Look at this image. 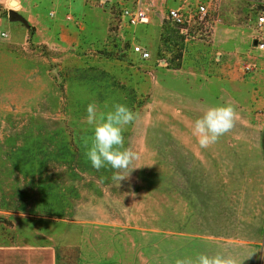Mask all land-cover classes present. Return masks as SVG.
Segmentation results:
<instances>
[{
    "label": "rangeland",
    "instance_id": "374dc122",
    "mask_svg": "<svg viewBox=\"0 0 264 264\" xmlns=\"http://www.w3.org/2000/svg\"><path fill=\"white\" fill-rule=\"evenodd\" d=\"M10 1L0 0V248L49 247L55 264H264V51L253 45L264 43V0H205L212 28L194 25L193 38L166 20L172 0H142L150 21L133 28L119 17L137 0ZM90 103L138 113L123 133L137 168L119 186L85 157ZM224 104L240 118L200 149L192 122Z\"/></svg>",
    "mask_w": 264,
    "mask_h": 264
},
{
    "label": "clouds",
    "instance_id": "9594fccd",
    "mask_svg": "<svg viewBox=\"0 0 264 264\" xmlns=\"http://www.w3.org/2000/svg\"><path fill=\"white\" fill-rule=\"evenodd\" d=\"M239 118V113L231 104L209 107L192 122L191 135L200 149H208L230 133ZM137 119L138 113L122 103L113 104L109 111H100L96 103L86 107V123L92 135L90 141H86L85 157L97 171L105 166L114 170L112 179L118 186L137 168L133 164L139 156L131 148L124 147L123 135L127 126L134 124ZM176 264H235V261L221 255H199L195 261L186 257L178 259Z\"/></svg>",
    "mask_w": 264,
    "mask_h": 264
},
{
    "label": "built area",
    "instance_id": "2783aa9c",
    "mask_svg": "<svg viewBox=\"0 0 264 264\" xmlns=\"http://www.w3.org/2000/svg\"><path fill=\"white\" fill-rule=\"evenodd\" d=\"M175 5L167 6L166 20L174 25L179 34L186 38L194 37V25L198 24V29L204 31L207 27L212 28V14L210 10V1L205 0H172ZM101 5H110L112 0H99ZM150 7L142 0H137L134 6L122 7L120 12V21L123 26L127 28H133L138 25H146L150 21ZM67 20H71L72 17L68 15ZM264 23V17L258 18V25ZM120 28V25H119ZM205 35L209 33V30H205ZM5 36V33H2ZM256 50L264 51V43L258 42L254 46ZM131 52L138 56L141 60L147 61L150 59V52L139 44H132ZM219 58V56L217 57ZM160 62V61H159ZM164 60H161V63ZM250 66H245V71H250Z\"/></svg>",
    "mask_w": 264,
    "mask_h": 264
},
{
    "label": "crops",
    "instance_id": "0c3cea01",
    "mask_svg": "<svg viewBox=\"0 0 264 264\" xmlns=\"http://www.w3.org/2000/svg\"><path fill=\"white\" fill-rule=\"evenodd\" d=\"M29 15L34 22L39 21L35 15ZM73 20L72 18L71 21L73 22ZM26 250L27 253L25 254L21 248H13L11 245L0 248V264H55L52 249L49 247L28 248Z\"/></svg>",
    "mask_w": 264,
    "mask_h": 264
},
{
    "label": "water",
    "instance_id": "95a60500",
    "mask_svg": "<svg viewBox=\"0 0 264 264\" xmlns=\"http://www.w3.org/2000/svg\"><path fill=\"white\" fill-rule=\"evenodd\" d=\"M16 3H17L16 0H11V1H10V4H11V5L16 4ZM8 16H9L10 18H17V17H18V15H17L14 11H12V10H10V11L8 12ZM256 44H257V41H254V42H253V45L256 46Z\"/></svg>",
    "mask_w": 264,
    "mask_h": 264
}]
</instances>
